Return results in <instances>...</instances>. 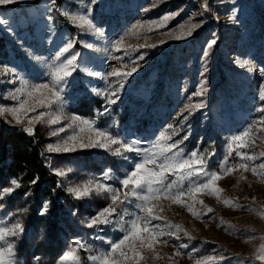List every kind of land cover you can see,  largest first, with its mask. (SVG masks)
Here are the masks:
<instances>
[{
	"label": "rangeland",
	"instance_id": "obj_1",
	"mask_svg": "<svg viewBox=\"0 0 264 264\" xmlns=\"http://www.w3.org/2000/svg\"><path fill=\"white\" fill-rule=\"evenodd\" d=\"M30 1L32 0H20L18 3L0 6V18L10 21V25L0 26V35L6 38L9 51L8 58L0 59V66L13 65L26 78L46 81L49 79L46 74L52 70L55 53L68 37L93 44V49H88L78 42L74 45L73 51L79 52L82 60L89 62V67L103 74L110 72L112 67H117L121 71L130 70V67L134 66L130 63L131 60L139 55L145 57L143 61H138L142 66L128 78L115 104H106L103 96L95 95L90 90L95 87L106 91L109 83L113 87H118L115 78L99 79L79 71L74 73L73 77L69 78V85L65 88L64 102L57 109L68 117L78 115L84 119L94 120L95 126L120 138L151 141L166 125L178 123L174 117L189 102L188 97L196 91L202 79L201 72L204 67H207L204 77L207 81V92L202 97L206 106L194 111L189 117L188 123L191 125L189 138L181 147L186 153L214 152L216 155L208 161L209 168L219 170L229 151L230 137L242 132L261 115L256 109L264 104L258 96L259 86L261 82H264V77H261L259 72L262 67L253 62L250 52L245 51V54H239L234 53L233 50L238 46L239 37L245 35L241 17L256 13L255 6L264 10V0H118L115 5L113 0H100L98 5L93 6V18L95 26L104 30L103 36L92 32H82L70 24L63 15L62 20L54 22L52 12L48 11L49 7L54 6L50 4V0H41L33 6L26 5ZM205 2L208 3L210 10L201 15V5ZM14 4L18 6H12ZM87 4L88 0H84L83 4L81 0H65L59 9L67 8L72 12L86 11ZM145 8L149 11L145 12ZM233 10L236 15L234 21L229 19ZM172 13L177 15L167 21L165 27L151 32L140 28L136 30L140 35L136 32L125 35L137 22L159 20L164 15ZM49 15L52 17L51 21L47 19ZM190 19L192 23L203 21L201 27L196 29L192 36L176 40L167 35L169 32L173 35L179 34L180 31L186 32L190 27L188 23ZM182 24L185 25L183 30L179 28ZM8 27L12 31H8ZM121 36H124L122 49L130 51L131 48H135L136 51H130V55L126 56L123 50L119 52L112 50L110 41L119 39ZM212 39L216 40V44L219 40H223L228 45V48L222 52V56L226 60L227 67L236 71L242 79L243 91L237 90L234 85H229L224 88L223 95L216 92L218 89L216 87H219L217 85L221 83L224 75L217 58L212 53L215 45L210 50V56L206 60L203 59L206 43ZM161 40H166L167 43L160 44ZM153 44L157 46H147ZM105 47L109 48L108 52L103 51ZM175 48H180L189 54L186 67L179 66L178 78L173 77L171 70L165 74H159L158 68L155 70L154 67L158 63L159 65L167 64L169 54ZM114 56L123 59L116 60L112 58ZM196 57L197 65L194 63ZM237 58L249 60L253 71H248L247 68L236 64ZM122 64L128 67H122ZM152 75L154 79L146 81L147 77ZM142 81H146L144 85ZM244 85L248 88H244ZM12 87L13 85L0 83V105L13 103L10 99H5ZM200 99L201 97H193L194 101ZM97 102H100L99 107H96ZM105 107L109 109V112L101 114ZM126 112L127 119L120 122ZM2 117L6 126L4 128L5 155L0 162L3 169L0 189L11 186L12 179L18 180L17 176L7 172V168L12 159L13 138L17 132L26 133L22 126L8 123L10 117ZM137 119L142 121L138 129ZM70 123V120H63L61 124L52 125L51 128L46 124L37 123L34 125L33 136L43 137L41 151L50 173L55 175L52 171L53 167L72 170L66 177L57 175L55 177L65 192L81 203V210L64 204L59 207L58 214L55 216L61 234L60 240H57L58 247L49 255L40 254L36 252V244L45 240V237L41 230L33 227L29 216L35 212L40 214L43 204L38 206L34 203L30 198L31 194L25 198L24 193L26 191L30 193L29 188L23 191L17 189L13 194L0 198V221L7 224L19 220L25 228V232L15 241L18 264H32L34 256L41 258L40 264H55L64 251L70 246H75L74 239H79L88 246L86 249L79 250V256L81 264H90L89 250L92 253L106 250L109 247L105 243L106 239L114 240L122 235L118 231V225L115 224L102 226L104 231L98 232L94 228L85 227L82 223L86 217L95 215L98 209L110 202L107 193L93 192L83 199H76L68 192V188L97 180L107 168L113 169L116 177H123L125 172L131 170L132 164L101 148H78L74 152L49 153L46 150L48 144H56L67 135H72L74 131L84 136L91 134L87 129L84 133H80L77 125L68 128ZM61 126L67 128L65 133H60L59 136L50 135L53 128ZM260 127L264 126L254 125V128ZM183 135L184 133L181 132L180 136L174 139H180ZM232 149L226 167L240 162V158L235 154L237 150L235 144L232 145ZM240 151L259 156L260 152H264V133H261L260 137L250 134L248 147ZM127 155L136 160L140 159L134 153ZM262 161L264 157L256 160L255 163L259 164ZM110 183H115L119 187L118 180L110 181ZM217 185L223 190L219 194L222 198L228 199L231 204L247 207L226 206L223 200L218 202L215 196L197 194V200H202L203 205L194 203L193 209L198 213H207L202 219H197L187 208L179 204L168 200L154 201L153 203L161 204L164 209L157 213L163 218L160 223L179 224L188 236L181 231L178 233L180 240H176L175 236L165 237L169 239V243L154 245L158 258H153V253L144 251L142 255L145 259L142 264H196V260L205 262L208 256H215L217 259L220 256L228 257L220 264H240V261L250 264L254 260L255 249L264 243V216L260 214L264 212V181L253 176L251 171L233 169L231 174L223 175ZM184 199L192 203L187 196ZM208 208L213 211L208 212ZM118 211L130 213L134 211V208L132 205H125ZM127 218L126 215L125 219ZM97 235L103 236L105 240L97 239ZM23 241L27 242L25 247H22ZM179 243H187L189 247L181 250L183 254L177 256L175 245ZM192 248L198 249V252L194 253V258L187 255ZM255 264H261V262L255 261Z\"/></svg>",
	"mask_w": 264,
	"mask_h": 264
},
{
	"label": "snow or ice",
	"instance_id": "obj_2",
	"mask_svg": "<svg viewBox=\"0 0 264 264\" xmlns=\"http://www.w3.org/2000/svg\"><path fill=\"white\" fill-rule=\"evenodd\" d=\"M20 0H0V6L18 3ZM118 0H113L115 5ZM84 0H81V4ZM100 3V0H88L86 11L72 12L70 9H59L61 15L65 16L69 23L74 27L79 28L82 32H92L99 36L104 35V30L98 28L94 24L93 6ZM51 5L56 4V0H50ZM202 13L210 10L207 2L201 5ZM49 12L53 11L52 7L48 8ZM145 12L149 9L145 8ZM177 13L164 15L159 20H150L145 22H137L133 25L125 35L131 32H136L137 29L143 28L146 32L155 31L160 27H165L167 21L172 19ZM49 21L52 20L51 15L47 17ZM230 20H235V10L229 17ZM190 27L186 32L180 31L179 34L173 35L172 32L167 33L176 40L187 39L192 36L193 32L200 28L203 21L200 23H192L191 19L188 22ZM10 21L5 18H0V26H8ZM185 25H180L179 28L183 30ZM8 31H12L10 27ZM140 35L139 32H136ZM124 36L119 39L110 41L112 50L125 52V55H130V51H136L135 48L122 49V41ZM51 43V38L49 40ZM81 43L83 47L93 49V44L87 41H78L74 37H68L63 44L58 48L53 58L52 70L46 75L49 77L46 81H35L21 75L20 70L9 64L0 66V83L13 85L8 91L5 99L13 101L10 105H0V116L8 119V123L22 126L23 130L29 134H34V125L42 123L48 125L61 124L63 120H70L68 128L77 125L80 133H84L87 129L90 135L84 136L77 134L75 131L72 135H67L66 138L59 140L56 144H48L46 150L49 153L60 152H74L78 148H101L112 154L121 157L125 161L132 164L131 170L125 172L123 177H116L113 169H105L100 177L95 181H89L83 185H74L68 188L76 199H83L90 196L93 192L107 193L110 202L98 209L95 215L86 217L82 223L87 228H94L98 232H103L102 226L118 225V231L122 235L118 239H106L103 236L97 235V239L105 240L109 246L106 250L92 253L91 250L88 256L90 264H142L145 257L142 252L147 251L153 253V258H158L155 253L154 245L157 243L167 244L169 239L175 236L176 240H180L179 232L183 231L185 236L188 233L184 231L179 224L166 223L162 224L160 221L162 216L158 212L164 211L163 206L154 201L168 200L171 203L179 204L181 207L187 208L197 219H202L203 215L207 213H198L193 209L194 203L203 205L202 200H197V194L215 196L217 201L223 200L226 206L230 207H247L246 205L231 204L226 198H222L219 194L223 191L218 187L217 182L225 174H231L233 169H243L245 172L251 171L253 176L258 177L264 181V161L256 164L255 161L264 157V152H260L259 156L255 154H248L240 151L248 147V137L250 134H255L260 137L264 133V127L254 128V125L260 124L264 126V104L256 109L261 113L258 120H254L251 125L245 128L237 135L230 137L229 151L221 164L219 170H212L209 168L208 161L216 154L214 152H199L192 151L186 153L181 145L189 138L191 125L188 123L189 117L196 110L205 107L202 97L207 92V81L205 73L207 67H204L201 72V81L197 86L195 92L188 97V103L184 108L177 113L174 120L178 123L168 124L160 131V133L151 141H142L133 138H120L112 133L95 126L94 120L84 119L78 115L68 117L62 112L58 111V106L64 102L65 88L69 85V78L73 77L76 72H83L89 77L108 79L115 78L118 87H113L111 83L108 85L106 91L99 90L92 87L90 90L95 95H100L105 98L106 104H115L119 100V93L123 90L128 78L138 71L140 65L138 61H143L145 57L139 55L137 58L130 61L134 66L130 70L121 71L117 67H112V70L106 74L96 71L89 67V62L82 60L79 52L73 51L76 43ZM160 44L167 43L166 40L159 41ZM216 44V40L212 39L206 43L203 51V59L210 56V50ZM148 47H156L157 45H147ZM144 47V45H140ZM100 51V49H95ZM103 51L108 52L109 48L105 47ZM67 54V55H66ZM116 60H121L122 57H112ZM37 59H41L37 57ZM235 63L241 67L247 68L248 71H253L251 62L249 60H241L237 58ZM122 67H128L123 65ZM261 77H264V67L259 69ZM259 100L264 102V82H261L258 92ZM193 97H201L199 101H194ZM109 109L104 108L103 113H108ZM187 112V114H185ZM67 128L64 126L53 128L50 131L51 136H59L60 133H65ZM184 135L180 139H174ZM236 146V156L240 158V162L226 167L228 159L232 154V145ZM134 153L140 159L136 160L132 156L127 155ZM51 167V165H49ZM52 171L55 175L66 177L71 169H58L53 167ZM243 179V177H241ZM118 180L119 187L110 181ZM38 178L33 179L31 184H36ZM9 187L0 189V198L13 194L20 188V182L17 179L10 181ZM29 192H25L24 196L27 198ZM188 197L192 203H188L184 198ZM255 199V198H253ZM125 205H132L134 211L121 212L118 209H123ZM204 207H207L204 205ZM49 208V202L45 201L40 209V215H44ZM253 211H259L252 209ZM208 212L213 209L208 208ZM264 216V212L260 213ZM75 215V213H73ZM128 216L125 219V216ZM156 222V223H153ZM25 232L23 224L16 220L13 223H3L0 221V264H18L16 260V243L15 241ZM191 239V237H189ZM73 246L64 251L62 255L56 260L55 264H81L79 250L88 248V246L79 239L73 240ZM177 251L175 255H182L183 249H187V243H179L175 245ZM215 251V250H214ZM198 249L192 248L187 252L190 258H194V253ZM171 259V257H169ZM228 257L220 256L217 259L215 256H208L205 262L196 260V264H220L221 261L227 260ZM239 259V258H238ZM41 258L34 256L32 264H40ZM255 261H260L264 264V243H261L255 249L254 260L250 264H255ZM240 264H245L240 261Z\"/></svg>",
	"mask_w": 264,
	"mask_h": 264
},
{
	"label": "trees",
	"instance_id": "obj_3",
	"mask_svg": "<svg viewBox=\"0 0 264 264\" xmlns=\"http://www.w3.org/2000/svg\"><path fill=\"white\" fill-rule=\"evenodd\" d=\"M41 0H32L26 5H36ZM248 1V0H246ZM252 1V0H251ZM65 2V0H56V4L53 6L52 17L54 22H59L63 19L59 11V7ZM12 6H18L14 4ZM58 8V9H57ZM254 14H246L241 17V24L245 28L244 37H239L238 46L234 49V53L245 54V51L250 52L251 59L258 66L264 67V10L254 7ZM59 24V23H58ZM201 39V38H200ZM228 48V45L219 40L215 44L212 53L217 58L219 67L223 70V80L216 87V92L221 95L225 93L224 88L229 85H234L239 91H243L242 79L236 74V71L230 70L227 67L226 60L222 56V52ZM243 49V51L241 50ZM232 50V49H231ZM9 51L7 49V40L0 35V59L4 60L8 58ZM188 53L180 48H175L169 54V60L167 64H161L158 66V73L165 74L168 71H173V77L178 78L179 66L186 67L188 62ZM195 65L198 64V58H195ZM166 66L168 68L166 69ZM170 68V69H169ZM163 85V83H161ZM216 100V98H214ZM100 106V102L96 103V107ZM126 106V105H125ZM126 109V108H125ZM135 109V108H134ZM128 117V113H124L120 122H124ZM142 124V121L137 119L138 126ZM5 120L0 116V162L3 161L5 155V142H4V128ZM43 137L33 136L24 132H17L12 140V159L8 165L7 172L10 175L18 177L20 182V188L18 191L30 189V198L38 206H41L45 201L51 204L47 213L40 215L38 212L32 213L29 216L30 222L36 230H41L45 240L36 244V252L40 254H51L58 247L57 240H60V231L58 226V220L55 218L58 214V209L63 204L70 207L81 210V203L72 199L65 190L59 185L55 175L50 173L46 166V160L42 155L41 146ZM3 169L0 165V178H2ZM38 178L36 184H31L33 179ZM27 245L26 241H23L22 247Z\"/></svg>",
	"mask_w": 264,
	"mask_h": 264
},
{
	"label": "water",
	"instance_id": "obj_4",
	"mask_svg": "<svg viewBox=\"0 0 264 264\" xmlns=\"http://www.w3.org/2000/svg\"><path fill=\"white\" fill-rule=\"evenodd\" d=\"M194 38H195V37H194ZM158 65H159V63L154 67L155 70H157ZM147 78H148V79H147L146 81H148V80H152V79H154V75H152V76H148ZM146 81H142V84L144 85V83H145ZM244 88H248V86H247V85H244Z\"/></svg>",
	"mask_w": 264,
	"mask_h": 264
}]
</instances>
